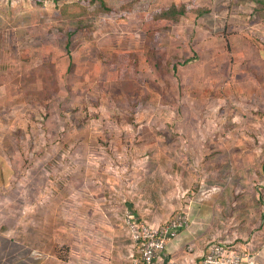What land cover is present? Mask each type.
<instances>
[{"label":"rangeland","instance_id":"1","mask_svg":"<svg viewBox=\"0 0 264 264\" xmlns=\"http://www.w3.org/2000/svg\"><path fill=\"white\" fill-rule=\"evenodd\" d=\"M217 141L225 183L204 169ZM263 161L264 0H0V226L56 218L83 262L131 238V204L187 209L198 263L223 242L264 264Z\"/></svg>","mask_w":264,"mask_h":264},{"label":"crops","instance_id":"2","mask_svg":"<svg viewBox=\"0 0 264 264\" xmlns=\"http://www.w3.org/2000/svg\"><path fill=\"white\" fill-rule=\"evenodd\" d=\"M189 205L190 203L187 206ZM129 209H132V211ZM134 210L135 208L131 204L125 211L124 219V213L121 216L125 221L126 229H128L126 232L131 238L123 240V237H118L123 234V231L118 233V235L116 234L117 238L115 237L114 241L105 245L107 247L106 250L109 251L106 255L102 252H97V250L93 251L90 245L84 244L82 248L78 247V255L81 256L83 262L81 260L76 262V249L74 244H70L69 241L67 245L72 250L71 256L66 261L61 258V231L56 218L49 225L44 221L29 223L26 220H22L15 223L12 221V212L8 210L5 212L4 217L9 219V221L3 222L0 226V264H94V262L95 264H131L132 258L126 257L125 251L130 250L132 251L131 254L134 255L135 243L125 220L127 212H131L134 219L140 220L143 217L145 222L153 226L167 223L172 219L169 218L160 222L159 219L146 216V211V213L140 211V215ZM25 214H27V211L20 212L19 218L27 219L28 216L25 217ZM188 214L190 217L189 226L183 228L176 237L168 241L163 257L167 259L173 258L182 264H197V254L204 250L200 242L204 229H202V225L195 223L189 212ZM195 226H198L197 229ZM130 240L131 242H129ZM195 240L200 241L193 245L192 242H195ZM81 249L84 250L81 251ZM198 261L200 262L199 259Z\"/></svg>","mask_w":264,"mask_h":264},{"label":"built area","instance_id":"3","mask_svg":"<svg viewBox=\"0 0 264 264\" xmlns=\"http://www.w3.org/2000/svg\"><path fill=\"white\" fill-rule=\"evenodd\" d=\"M126 223L134 240L139 244L142 259H133L132 264H182L173 258H164L163 252L169 240L190 224L186 210H182L169 222L153 226L133 218L131 213L126 215ZM251 260L250 256L239 250H230L224 243H212L203 253L197 264H244Z\"/></svg>","mask_w":264,"mask_h":264},{"label":"trees","instance_id":"4","mask_svg":"<svg viewBox=\"0 0 264 264\" xmlns=\"http://www.w3.org/2000/svg\"><path fill=\"white\" fill-rule=\"evenodd\" d=\"M167 13L169 15L171 13V16H173L174 18H176L178 14H184L185 13V9L184 8L177 9V5H172V6H170L167 9ZM155 61L157 63V60H155ZM225 150H226V153H227V147L225 146V144L223 142H220V141H217L215 143L214 142H211L207 146V151H206L207 158H206L205 163H204V169L205 170H208V169L209 170H216L217 169V170H219L222 173V177H217L216 175L210 176V178L208 179V182L225 183V182L228 181V178H226L224 174H228L229 173L230 166L223 167L222 166V163H224L225 161H218L217 156H216L217 154L220 155V153L221 152H224ZM222 159L226 160L227 157H222ZM211 160H214L215 163H217V165H213L212 162H211ZM259 173L261 174L262 178H264V161L261 164V168H260ZM228 186L229 187L231 186V182L229 183ZM198 187H200V186H198ZM263 194H264V192L261 193L262 196H264ZM236 199H237L238 204L241 205V206H243L245 204L248 207L252 206L253 204H254V206L256 205V198L255 197H252L250 195H247V194L246 195L245 194H242V195L238 196V198H236ZM136 220H138V219H136ZM200 240H202V239H200ZM221 243H223V242H221ZM193 244L195 245L196 242H193ZM135 258L142 259V255H141V251H140L139 244H137L135 246V251H134V255L132 257V261ZM199 260L201 261V258Z\"/></svg>","mask_w":264,"mask_h":264}]
</instances>
